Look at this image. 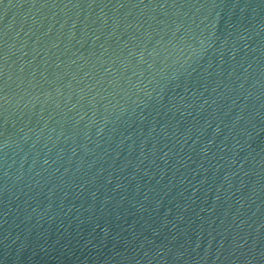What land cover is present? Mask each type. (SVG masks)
Wrapping results in <instances>:
<instances>
[{
  "label": "water",
  "instance_id": "water-1",
  "mask_svg": "<svg viewBox=\"0 0 264 264\" xmlns=\"http://www.w3.org/2000/svg\"><path fill=\"white\" fill-rule=\"evenodd\" d=\"M0 264H264V0H0Z\"/></svg>",
  "mask_w": 264,
  "mask_h": 264
}]
</instances>
